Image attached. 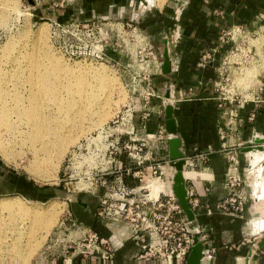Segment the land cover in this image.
Here are the masks:
<instances>
[{
	"label": "crops",
	"instance_id": "0c3cea01",
	"mask_svg": "<svg viewBox=\"0 0 264 264\" xmlns=\"http://www.w3.org/2000/svg\"><path fill=\"white\" fill-rule=\"evenodd\" d=\"M136 3L134 0H85L83 7L73 9V15L84 17L81 20L95 15L105 21H115L118 18L127 20L131 10L136 14L138 9H142V3ZM149 4L153 5L151 0ZM154 4L160 7L158 13L153 16L143 13L140 20L147 22V34L163 61L162 70L154 77L158 94L149 104V116L143 121L136 120L135 124V135L144 139L149 147L145 149V170L149 171L150 166L160 163L163 177L166 180L171 179L173 170L170 162L165 159L168 143L164 114L165 102L170 101L184 153L183 173L185 172L186 185L194 184L198 192L203 193L199 207L194 210L195 223L207 232L206 240H201L202 253H205L201 264H221L250 252L252 261L259 264L264 259V246L256 251L248 244L241 245L238 249H229L226 246L238 244L246 235L263 229L264 220H261L260 215L248 222L245 218L229 216L214 209L209 214L206 208H213L225 195L222 186L228 156L231 152H236L240 164H244V160L248 161L247 182L254 179L253 174L256 176L253 183L255 186L258 184L259 195L262 197L256 207L257 211H264V59L254 63L252 59L245 60L249 50L245 51L243 57L238 54L230 57V62L233 59L241 65L238 71L255 67L257 74L251 88L254 93L248 95L249 98H223L215 85L221 78L220 64L232 48V43L220 41L222 29L232 25H240L242 28L251 26L254 19L263 16L264 2L166 0L163 4ZM235 33L238 35V32ZM262 43L255 44L259 46ZM207 52L211 53V58L201 65L202 55ZM238 71L234 80L237 79ZM258 76L261 78L258 79ZM123 134H120V144L128 136ZM250 145L259 150L253 156L245 154L251 149L244 152ZM119 157L124 159L122 153ZM257 158L259 159L256 160ZM252 164L255 167L253 165V170H250ZM127 181L131 182V179ZM204 187H209L208 193H205ZM158 190L164 189L160 187ZM102 191L103 188H99L97 192L90 190L86 191L88 194L76 195L70 206L79 212L78 221L87 229L95 230L110 240L115 253L113 264H152L139 258L140 245L131 237L132 232L127 226L111 223L97 216ZM251 206L252 202L250 212L253 213ZM65 255L61 253L52 264H81L80 256L72 254L71 261L68 262L64 260L67 258ZM89 264H100V260L91 256ZM239 264L243 263L240 261Z\"/></svg>",
	"mask_w": 264,
	"mask_h": 264
},
{
	"label": "rangeland",
	"instance_id": "374dc122",
	"mask_svg": "<svg viewBox=\"0 0 264 264\" xmlns=\"http://www.w3.org/2000/svg\"><path fill=\"white\" fill-rule=\"evenodd\" d=\"M84 1H6L8 4L13 3L19 9L17 12H12L6 25L0 24V61H2L1 58L4 55L1 54L3 49L9 43L14 46L11 50L12 54L9 52L12 56L9 58L5 55V59L9 60H4L1 63L5 73L12 74L11 78L17 73V66L21 67L22 65L24 79L33 72L30 61H25L23 64L19 63V65L13 63V59H16L19 52L24 49V53L27 52L31 56L35 54L34 58L36 56H42L43 58L44 51L50 49L52 54L62 61V66L66 70L71 67L75 68L79 65H84L105 68L107 75L100 77L90 72H76L75 75L77 77L64 80L66 82H64L63 90L59 95L64 97L75 96L74 98L78 100V104H75L72 111L63 117L61 124L63 126H73L71 132L68 133L70 135L68 138L73 137L71 140L75 142L59 150L56 148L58 152L53 150L50 156L47 154V156H44L46 161L49 160L46 162L43 158L42 160L45 163L40 161L39 165H42L41 167L45 170V174L38 172L36 162H34L36 160L33 158V151L26 143L14 141L8 146L0 142V200L18 201L26 205L29 212H32L27 217L21 213L11 215V217L8 213L0 214V237L6 238L11 244L14 242L18 243L14 248L12 247L13 245H9L14 251L12 248L9 251L7 249L10 248L9 246L1 249L0 264H52L60 257L61 253L66 254L65 257H68L75 243L88 232L85 225L77 219L79 212L73 209L70 203H73L76 195L88 194L86 191H90L88 189L89 181L86 179V176L91 173L88 167L90 156L89 153H86V148L90 147V140L95 142L102 141L105 138L102 143L108 144L119 132L125 133L129 129L125 125L130 118V116L126 117V109L131 108L133 110V123L135 125L136 120L141 121L142 110L149 107V104L145 105V99L143 98L147 91V86L154 89L155 95L158 94L154 80L158 69L153 65L151 55L147 53L150 51L148 48L149 44L153 46L154 44L145 29L147 22L143 23L140 20L143 13L150 16L158 13L160 7L154 3L159 1L158 3L163 4L166 0H151L153 5H150L148 0H134V2H137L136 5L142 3L140 5L142 9H138L136 14L132 10L129 13L127 20H131L133 24L127 31L128 34L126 36L116 39L113 35L110 40L111 44L105 49L102 58L91 59L90 56L86 60L81 58L72 59L69 55L73 42L68 38V34L65 32L66 30H63L62 25L57 26L55 22L64 23L72 19H83L84 17L73 15V9L83 7ZM143 5L147 6V8ZM90 18L99 19L100 17L95 15ZM121 20L127 21L126 19L118 18L115 22H121ZM132 28H136L138 33L145 36V42H147L142 46L144 49H139L136 55L135 48L140 44H138L137 37L133 38L131 35ZM234 39L231 44V49H233L231 53L234 51L239 53L241 50L238 56L241 55L243 57L245 51L249 50L251 53L244 58L245 60L252 59L254 63L261 58L264 59V12L262 17L259 16L254 19L251 26L242 28L241 33ZM45 42H47V47L44 45ZM257 42H263L259 45L261 46L260 48L255 44ZM24 46L26 47L24 48ZM142 66H147V72L142 69ZM240 66L239 62H234L233 59L232 62L222 65V84L225 85L227 83L225 90L227 89V91L233 93L227 94L228 97L246 99L250 97L248 95H253L254 93V89L251 88L255 83L257 73L254 66L242 68L238 71ZM246 66L248 67V65ZM66 70L62 71L66 72ZM236 71H238L237 79L234 80ZM249 71L252 73L248 74ZM226 75H228L227 81H225ZM259 78L261 77L258 76ZM12 80L8 82L10 93H15L16 89H20L23 93L28 89L27 92H24L25 94L23 93L28 97L29 90H31V87L28 88L30 84H25L27 82L23 83V81L22 83L20 81L16 83L15 78ZM67 81H72L69 88L66 87L69 83ZM218 91L221 90L218 89ZM152 98L150 97L148 100L149 103H151ZM44 102L49 110L54 109L56 106V104L53 105L55 103L53 99H44ZM12 118H14L16 124L21 125L20 123L22 122L15 115ZM122 119H125L124 125H118ZM135 128L134 132L137 130ZM84 130L85 132H83ZM104 130H106V133L102 132ZM108 146L110 144L106 145V147ZM119 155L113 153L109 160L110 162L104 165L108 171L116 167H127V165H130L132 158L131 156H126L127 152H122L124 159H121ZM100 162L102 160H96L93 165L100 167ZM243 163L240 166V170L244 183H246L244 189L248 193V209L244 213L243 218L249 222L256 217V213L250 212V187L247 183L248 161L244 160ZM48 174L53 175L47 177ZM33 211L40 212L39 216L35 217ZM255 237L260 238L261 236L256 233L246 235L244 238L249 240L246 244L252 247ZM15 238L16 241H12Z\"/></svg>",
	"mask_w": 264,
	"mask_h": 264
},
{
	"label": "built area",
	"instance_id": "2783aa9c",
	"mask_svg": "<svg viewBox=\"0 0 264 264\" xmlns=\"http://www.w3.org/2000/svg\"><path fill=\"white\" fill-rule=\"evenodd\" d=\"M102 19L78 20L72 19L67 22H55L57 26L62 25L63 30L68 34V38L72 40L70 57L81 58L86 60L88 57L102 58V55L107 47L111 44V38L124 37L128 34L133 22L127 21H112L114 25L109 24V21L104 22ZM117 26V24H119ZM131 35L137 37L141 35L136 28H132ZM238 35L242 31L240 25H232L222 29L220 33V41L222 43H232L235 32ZM145 37V36H144ZM144 43H139L135 48V55ZM149 53L153 65L160 71V61L156 49L152 44H149ZM233 49H229L224 56L222 64L219 67L221 78L215 84L217 89H220L219 94L223 98L228 97L229 93L225 90V85L222 84V65L230 63L228 55ZM211 58V53L207 52L202 55L201 65ZM68 59H70L68 57ZM147 62V61H144ZM142 69L147 72V66H142ZM228 80V75L225 81ZM225 91H224V90ZM145 92V105L150 104L149 99L155 96V91L152 87L147 86ZM223 90V91H222ZM144 105V106H145ZM133 110L126 109V117L130 116L125 126L129 127L124 134L128 135L122 144L119 143L121 133L114 137L108 144H103L102 141H91L90 147L86 148V153H89V169L90 174L86 176L89 181L88 189L96 191L103 188L100 197L97 216L100 219H105L111 223H122L132 232V238L140 245L139 258L150 261L152 264H184L189 250L192 245V230L190 223L185 219L184 212L174 195L172 189L168 187L166 180L163 177V171L160 163L155 166H150V170L146 171L144 167L145 149H149L144 139L135 135L133 123ZM149 108H144L141 112V121L149 116ZM123 116V115H122ZM125 116V115H124ZM126 119V118H125ZM125 119H122L118 125H124ZM108 130H110L108 128ZM106 133V130L102 131ZM97 136V135H96ZM104 136V135H103ZM98 143V144H96ZM106 147V145H109ZM255 149V146H252ZM256 150H258L256 148ZM127 152V157L131 156L130 165L127 167H116L108 171L107 165L113 153L121 154ZM203 156V154H199ZM102 160L100 167L93 165L94 161ZM122 162V161H121ZM120 162V163H121ZM133 163V164H132ZM122 164V163H121ZM240 160L236 152H231L228 156V165L224 174L223 189L225 195L216 202L214 207L206 208L207 213L218 210L229 216L244 217L246 213L248 193L245 191L244 179L240 170ZM98 167V168H97ZM112 176V177H110ZM131 179V182L127 180ZM152 180V181H150ZM150 181V182H149ZM151 182H162L165 184L164 190H159L155 194ZM186 185V179H185ZM209 187H204L205 193L209 192ZM187 200L192 208L196 210L200 205V198L203 193L198 192V188L194 184L186 185ZM199 237L201 240H206L207 232L200 228ZM260 238L255 237V242L252 244L254 251L259 249L258 241ZM244 238L238 244H230L226 247L238 249L241 245L246 244L249 240ZM73 255L81 257V264H89V258L96 256L100 260V264H113L115 259L114 247L110 240L101 236L97 231L88 229L87 234L78 240L73 250L70 252ZM251 253V252H250ZM69 254L65 261H71ZM248 255L236 256L230 261L222 262L221 264H239L240 261L244 264H256L252 258L247 261ZM259 258V256L257 257ZM259 264H264V259Z\"/></svg>",
	"mask_w": 264,
	"mask_h": 264
},
{
	"label": "bare ground",
	"instance_id": "6f19581e",
	"mask_svg": "<svg viewBox=\"0 0 264 264\" xmlns=\"http://www.w3.org/2000/svg\"><path fill=\"white\" fill-rule=\"evenodd\" d=\"M6 1L7 0H0V24H3V25H6L8 17H10V15H12L13 11L17 12L19 10L17 6H16L17 7L16 8L13 5V3L10 2L11 4H8V2H6ZM111 25H113V24H111ZM117 26H119V25H117ZM236 35L237 34L235 33L234 37ZM138 42L139 43L145 42V37L142 35H138ZM46 43L47 42L44 43L45 46L47 45ZM39 45H41V44H39ZM25 47L26 46H24V48ZM133 47L135 48V46H133ZM13 48H14L13 44L9 43L7 45V47L3 49V52L1 53V54H4V55H2V58H1V60L3 62H4V60L5 61L7 60V59H5V55L9 58L12 56V55H10L9 52H11V50ZM48 48H50V47H48ZM24 50L19 52V55L16 57V59H13V58L12 59H13V63H16L18 65H19V63L23 64L25 61H30L31 69L33 72L31 71L32 73L30 75L26 76L25 79H24V75L22 74V72H23L22 71V65H21V67L17 66L18 67V70H16L17 73L15 75H13V77L11 78L12 74L9 75V74L5 73L3 66H2L3 64H1L2 61H0V133H1L0 134L1 135V138H0L1 141L0 142L4 145H8V146H10L11 143H13L14 141L26 143L31 148V150L33 151V155H34L33 158H35L34 160H36L34 162H36L38 172L40 174H45V170L41 167L42 165L41 166L39 165V163H41L40 161H42V163L44 162L42 160L43 158L46 161L44 156L46 154L50 156V153L53 150H56V148H58L57 150H59L60 148H65L68 145L75 142L74 140H71V138H73V137L68 138V137H70V135L68 133L71 132L73 126L72 125L63 126L61 124V120L63 119V117L66 114L68 115L72 111L75 104H78V100L76 98H74L75 96L74 97L73 96L64 97L62 95H59L60 92L63 90L62 88H63L64 82H66L64 80L66 78L67 79L69 78L68 80H70V78H72V77H77L75 75L76 72H86V73L90 72L93 75L100 76V77L106 76L107 72H106L105 68L102 69L100 67L99 68L88 67V66H84V65H79L75 68L71 67L72 69L70 68V69L66 70L62 66V61H60L59 58L55 57L52 54V52L50 51V49L44 51L43 58H42V56H36V58H34L35 54L31 56V55L27 54V52L24 53ZM32 52H34V51H32ZM239 53H241V50L239 51ZM239 53H238V51H234L233 53L228 55L229 62H230L231 56H233L234 54L235 55L239 54ZM249 53H251V51ZM249 53H248V55H249ZM11 54H12V52H11ZM28 55H29V57H28ZM20 57H22V58H20ZM67 68H68V66H67ZM62 70H66V72H63ZM250 72L251 71H249L248 74H250ZM13 78H15L16 83H17V81L18 82L20 81L21 83L23 81V83L27 82L25 84H28V83L30 84L28 86V88L31 87L30 88L31 90H29L30 93H28L29 94V95H27L28 97H26L24 95L25 94L24 92L26 90L25 91L23 90L24 94L22 93V91L20 89H16L17 91H15V93H10V90H8L10 88V87L8 88V82L13 81L12 80ZM67 82H69V83L66 85V87L69 88L72 81H67ZM9 85H10V83H9ZM16 85H18V84H16ZM11 90H12V87H11ZM27 91H28V89H27ZM44 99L45 100L46 99L55 100V103L53 105L56 104V106L54 107V109L49 110L48 106L44 102ZM13 115H15L22 122V123H20L21 125L16 124V121L14 120V118H12ZM66 122H64V123H66ZM83 132H85V130ZM83 132H81V133H83ZM66 136H67V138H66ZM257 151H259V150H252L251 149L250 151L246 152L245 154L246 155H252L254 152H257ZM253 155H255V154H253ZM256 155H259V154L257 153ZM258 159L259 158H257L256 160H258ZM132 160H133V158H132ZM260 161H258V162H260ZM262 161H263V159H262ZM253 165L254 164L251 165L250 170L251 169L253 170V168L255 167V165H254V167H253ZM261 165H262V162H261ZM57 166H55V167L57 168ZM262 171H263V167H262ZM262 174H263V172H262ZM52 175L48 174L47 177H51ZM183 175H185V172L183 173ZM253 175H254V179H255L256 176H255V174H253ZM254 179L251 182H247L248 186L250 187V194L249 195H250L251 202H252V206H251L252 209L251 210H253V213H256V215H260V218H262L261 220H264V211H262V212L257 211L258 207H256V206H258L257 204H259L262 197L260 196L261 194L259 195V191H258L259 187H257L258 184L255 186L253 183ZM150 181H152V180H150ZM151 183H152L153 190H154L155 194L157 193V191H159L158 188H160V187H162L163 189L165 188V184L162 182H151ZM167 185L170 188V184L167 183ZM170 190H171V188H170ZM33 212H34L35 217L37 215L39 216V214H40V212L39 213L36 211H33ZM1 213H8V215L10 217H11V215L18 214V213H21L22 215H24L26 217L29 216V214H32V212H29L27 210L26 205H23L18 201H10L7 199L0 200V214ZM30 217H32V216L30 215ZM33 219H35V218H33ZM263 232H264V228L256 231V234L261 236ZM20 238H21V236H20ZM12 241H16V238H15V240H12ZM10 242H11V239H10ZM9 245L10 246L13 245L12 247L14 248V246H17L18 243L14 242L11 244L7 241L6 238L4 239V238L0 237V252H1V249H3V248L5 249V247L7 248V246H9ZM12 247L7 248V249L9 251H11L10 249ZM13 248H12V250L14 251Z\"/></svg>",
	"mask_w": 264,
	"mask_h": 264
},
{
	"label": "water",
	"instance_id": "95a60500",
	"mask_svg": "<svg viewBox=\"0 0 264 264\" xmlns=\"http://www.w3.org/2000/svg\"><path fill=\"white\" fill-rule=\"evenodd\" d=\"M94 19V18H90ZM89 20V19H84ZM160 61V71L163 67V61L159 57ZM164 114H165V131L167 133V143H168V154L166 156V161L170 162V166L173 170L171 175V180L169 181L170 187L176 196L183 212L186 217V220L191 225L192 230V245L189 251V254L184 262V264H201V258H205V253H202L201 249V239L199 237V226L195 223V213L190 207L187 200L185 177L183 175L184 171V153L181 148V139L177 134L175 119L173 116V104L170 101H166L164 105ZM253 145V144H251ZM247 147L244 149L246 152L253 147ZM256 149V148H255ZM258 246H264V233L261 235ZM252 258V253L248 254L247 261ZM247 264V263H244Z\"/></svg>",
	"mask_w": 264,
	"mask_h": 264
},
{
	"label": "flooded vegetation",
	"instance_id": "af4514ba",
	"mask_svg": "<svg viewBox=\"0 0 264 264\" xmlns=\"http://www.w3.org/2000/svg\"><path fill=\"white\" fill-rule=\"evenodd\" d=\"M148 3H149V0H148ZM108 23H109V24H113V25H114V23H113L112 21H109ZM117 25H120V23H119V24H117Z\"/></svg>",
	"mask_w": 264,
	"mask_h": 264
}]
</instances>
